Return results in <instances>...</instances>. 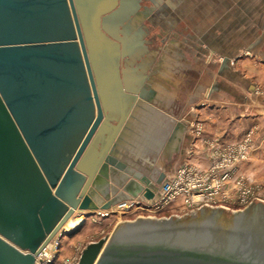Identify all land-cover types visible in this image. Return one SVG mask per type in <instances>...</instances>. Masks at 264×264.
I'll list each match as a JSON object with an SVG mask.
<instances>
[{"label": "water", "instance_id": "obj_1", "mask_svg": "<svg viewBox=\"0 0 264 264\" xmlns=\"http://www.w3.org/2000/svg\"><path fill=\"white\" fill-rule=\"evenodd\" d=\"M128 1L0 0V264H38L74 210L123 199L115 155L151 94L121 65ZM74 264H264V200L117 221Z\"/></svg>", "mask_w": 264, "mask_h": 264}, {"label": "crops", "instance_id": "obj_2", "mask_svg": "<svg viewBox=\"0 0 264 264\" xmlns=\"http://www.w3.org/2000/svg\"><path fill=\"white\" fill-rule=\"evenodd\" d=\"M184 2V30L175 22L166 27L160 39L164 40L167 35L171 46L164 45L159 52L160 59L151 58L148 47L142 48L143 61L134 65L133 72L143 75L137 85L149 88L151 94L148 99L138 97L133 102L135 108L128 117L129 126L120 138L121 152L115 155L123 166L120 169L124 175L123 185L117 188L124 195L122 202L141 196L132 182L128 183L129 188L123 189L125 183L133 180L134 174L137 181L157 179L160 173L168 172L169 166L175 167L185 161L205 167L216 149L238 142L246 135L250 138L251 151L243 163L245 166L240 164L239 168L244 166L242 172L253 178H264V31L241 44L226 43L223 41V19L215 8L217 0ZM181 7L179 4V10ZM136 24L148 35L150 29L144 20H137ZM129 28L131 31L130 25ZM177 44L185 48L181 50ZM139 46L141 44L135 48ZM231 48L235 49L234 53L252 54L254 58H239L232 63L216 59L215 55L223 57ZM163 53H167L172 62H168ZM176 57L187 60L189 70H198L197 61L202 60L200 81L190 85L183 99L172 75L181 66ZM195 120L200 124L198 136L194 133ZM131 158L140 161L133 162ZM151 159L158 160L157 164L150 163ZM147 164L157 168L144 169ZM87 212L76 211L72 217L80 224ZM111 212L115 214V210Z\"/></svg>", "mask_w": 264, "mask_h": 264}, {"label": "rangeland", "instance_id": "obj_3", "mask_svg": "<svg viewBox=\"0 0 264 264\" xmlns=\"http://www.w3.org/2000/svg\"><path fill=\"white\" fill-rule=\"evenodd\" d=\"M184 1L185 0H146L145 5L143 6V8H141L139 16L142 20H144L145 25H147V27L150 29V32L148 33V39H150L151 43L149 47V49H151V58L155 57L158 59L160 57L159 52H162L165 47L164 45L171 46L170 43L167 41L169 40L167 39V35L164 40L160 39V36L165 35L166 27L172 25L175 22L181 30H184ZM206 1L210 3L212 0H202L203 3H206ZM217 1L218 3L215 8L218 9L216 10L218 11L219 15L221 14L220 16H222L223 19V41H225L226 43L229 41L233 44H241L242 42H246L247 40H249L254 34H259L264 31V0ZM179 4L182 5L181 10H179ZM177 46L181 48V50L185 48L183 44H177ZM234 52H236L235 49H232L230 53L223 55V57H220V55H215V57L216 59L220 58L222 62L227 63H232V61L234 62L236 61V59L239 58H254L252 54H245L243 52L237 54ZM167 56L169 55L166 53L163 57L166 58L168 62H172V59L169 57L167 58ZM176 58L178 62L181 63V66L175 69L172 75H174L175 79L179 83H177L176 89L178 94H181L180 98L183 99L186 96L188 90L191 88L190 85H194L195 83H198L200 81L199 69L200 67L202 68V60L198 59L197 61V66L199 67L198 70H189L186 65L187 60L179 57ZM212 68V70L215 71V64H213ZM194 124V129H196V127L199 128L200 124L198 120H195ZM194 133L197 136L199 135V132H196V130H194ZM222 147L223 146L216 149L212 160L217 156L216 152L221 150ZM250 151L251 149H249L247 157L250 155ZM247 157L242 160L243 162L240 161L235 164L236 167L233 169L232 174L235 179H237L238 176L239 178L243 179L242 187H249L251 191L256 193H264V178H253V176L242 172V169L245 168V164L243 163L245 162ZM131 160L133 162L140 161L135 158H131ZM157 161L158 160L151 159L150 163L157 164ZM183 164L192 166L198 171H204L210 165L209 163L205 167H199V165L193 164V162L191 163L188 161L182 162L179 165ZM240 164L244 165H241V169L239 168ZM179 165L175 167L167 166V171L169 173H172ZM143 168L150 171L152 169H156L157 166L147 164L144 165ZM125 203L126 202H122V205L119 204L120 206L116 205L114 207H111L110 209H104L105 212L97 210L94 212L89 211L85 214L86 216L82 219V222L80 224V221L77 222L74 217H71L63 227L65 230L59 232L54 238L55 248L52 252V257L44 258L41 255L39 259V264H74L79 257V253L82 247L89 241L97 240L98 238L107 235L117 221L133 219L139 215L168 216L170 214H182L187 212L188 207L181 200H175L167 205H164L161 209L157 211L146 210L144 208L142 209L141 207L136 206L138 204H133L128 207L127 210H125L123 209ZM221 203L232 209H239L246 206L236 199L234 193L231 198H229L227 201H222ZM113 210H115L116 216L114 212H111ZM43 258L44 260L50 259V261H43Z\"/></svg>", "mask_w": 264, "mask_h": 264}, {"label": "built area", "instance_id": "obj_4", "mask_svg": "<svg viewBox=\"0 0 264 264\" xmlns=\"http://www.w3.org/2000/svg\"><path fill=\"white\" fill-rule=\"evenodd\" d=\"M199 129L200 126L196 127V132H199ZM250 145L249 135L238 142L224 145L216 152L217 156L204 171H198L187 164L179 165L172 173L166 172L160 182H156V179L150 180L147 185L153 191L151 198L141 195L139 198L128 200L127 206L138 204L136 206L142 209L157 211L164 205L181 200L188 206L187 211L203 204L229 208L221 202L227 201L233 193L243 205L253 199L264 200V193H256L249 187H242L243 179L239 176L235 179L232 174L235 164L247 157Z\"/></svg>", "mask_w": 264, "mask_h": 264}, {"label": "flooded vegetation", "instance_id": "obj_5", "mask_svg": "<svg viewBox=\"0 0 264 264\" xmlns=\"http://www.w3.org/2000/svg\"><path fill=\"white\" fill-rule=\"evenodd\" d=\"M145 3L146 0H129L124 4V11L122 13L123 15L125 13H130L128 25L131 26V31L124 34L121 33L120 36L123 39L125 46L135 42H137V46L140 44L141 46L134 48L130 54L121 60V65H123V67L128 68L134 65H140L144 58V54H141L142 48L147 49V47L149 48L151 45L148 35H144L142 27L139 28L136 24V21L141 19L139 14ZM156 176L157 173L154 178H156Z\"/></svg>", "mask_w": 264, "mask_h": 264}, {"label": "bare ground", "instance_id": "obj_6", "mask_svg": "<svg viewBox=\"0 0 264 264\" xmlns=\"http://www.w3.org/2000/svg\"><path fill=\"white\" fill-rule=\"evenodd\" d=\"M144 180H146L147 181V183H149V182H151L150 180L151 179H144ZM105 188H108V184H106L105 182H103V184H102ZM141 195L143 196V194H142V192H141ZM137 198V197H136ZM180 197H178V199H179ZM194 198H197V197H194ZM130 199V198H129ZM127 201H126V203H125V205L123 206V209H125V210H127L128 209V206H127ZM122 205V201H119V202H117V203H115V205L114 206H116V205H118V206H120V205ZM112 206V205H111ZM111 206H109L108 208H97V209H93V210H87V209H82V210H74V212L68 217V219L63 223V225L61 226V228L59 229V231L56 233V235L59 233V232H61V231H63V230H65L63 227H64V225H65V223L75 214V212L77 211V212H83V211H104V209L105 210H107V209H110L111 208ZM114 206H112V207H114ZM121 208V207H120ZM105 212V211H104ZM104 215H106V214H104ZM56 235L47 243V245L44 247V249L41 251V253L38 255V257H37V263L39 264V259H40V256L42 255V257H44V258H50V257H52V252L54 251V248H55V241H54V238L56 237ZM44 258H43V261H50V259H45L44 260Z\"/></svg>", "mask_w": 264, "mask_h": 264}]
</instances>
